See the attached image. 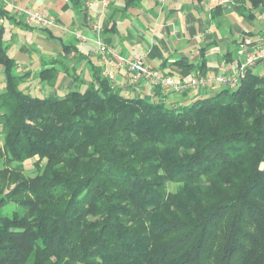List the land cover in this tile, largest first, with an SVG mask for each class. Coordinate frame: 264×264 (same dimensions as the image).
Segmentation results:
<instances>
[{"label": "trees", "instance_id": "obj_1", "mask_svg": "<svg viewBox=\"0 0 264 264\" xmlns=\"http://www.w3.org/2000/svg\"><path fill=\"white\" fill-rule=\"evenodd\" d=\"M0 66V157L37 158L39 171L19 177L26 216L0 213V264H261L263 76L249 71L235 90L173 108L159 93L122 95L101 69L83 92L32 96L1 45ZM205 66L201 51L202 75ZM56 76L37 77L53 85Z\"/></svg>", "mask_w": 264, "mask_h": 264}, {"label": "crops", "instance_id": "obj_2", "mask_svg": "<svg viewBox=\"0 0 264 264\" xmlns=\"http://www.w3.org/2000/svg\"><path fill=\"white\" fill-rule=\"evenodd\" d=\"M231 1L218 6L210 0H110L108 8L102 11L98 4L85 9L84 0L80 6H74L70 0H0V45L16 63V72L26 76L20 88L32 96L62 97L75 87L85 89L97 77L101 65L92 43L76 41L57 28L27 26L11 12L13 5L38 9L56 17L61 25L88 36H92L90 24L95 21L102 38L116 52L130 59L143 57L162 73L181 75L184 80L202 75L197 64L203 51V75L215 76L227 73L232 65L243 60L239 53L242 38L257 41L264 33V2L250 10L248 4ZM179 61L192 64L194 69H181ZM49 68L57 70L53 85L37 77ZM249 71L264 77L262 64ZM110 82L126 97L150 101L158 97L159 92L153 95L148 85H127L121 73ZM3 91L0 66V93ZM217 91L197 89L180 95L159 93V97L166 105L177 108Z\"/></svg>", "mask_w": 264, "mask_h": 264}, {"label": "built area", "instance_id": "obj_3", "mask_svg": "<svg viewBox=\"0 0 264 264\" xmlns=\"http://www.w3.org/2000/svg\"><path fill=\"white\" fill-rule=\"evenodd\" d=\"M210 1L218 6L230 2V0ZM261 1L264 2V0ZM109 3L110 0H84V8L89 10L95 4H98L102 11H105ZM11 12L20 17L27 26L37 25L41 28H57L72 35L76 41L92 43L96 47L99 57L101 77L114 81L116 75L121 73L127 85H148L153 95L157 92L162 95L189 94L197 89H209L212 91L220 89L235 90L251 68L257 64L264 66V33L257 41H254L250 37L242 38L239 53L243 56V60L239 64L232 65L227 73L215 76L196 74L184 80L182 77H179L181 75L162 73L143 57L130 59L116 52L102 38L101 28L95 21L90 24L92 36H88L69 26L61 25L56 17L46 15L38 9L13 5Z\"/></svg>", "mask_w": 264, "mask_h": 264}, {"label": "rangeland", "instance_id": "obj_4", "mask_svg": "<svg viewBox=\"0 0 264 264\" xmlns=\"http://www.w3.org/2000/svg\"><path fill=\"white\" fill-rule=\"evenodd\" d=\"M27 7V6H25ZM71 90H77L80 92H83L85 89L84 87H75ZM3 144V133L0 128V148ZM37 158L29 159L24 161L21 166H18L17 163L11 162L4 159L3 157H0V194H2L4 197H8L6 205L1 208L0 213L2 214H9L14 210L15 214L18 216L23 214V217L26 216L27 211L25 210V207L28 206V199L29 196L26 192L22 191L17 187L18 182L20 181L21 175L22 177H33L38 174L39 171L36 170V167L34 165V161H36ZM47 163V159H44L40 163V167H44ZM14 170L16 172H19L18 178L17 177H11L10 174L7 171ZM177 185L173 183H167V189L171 192L175 191ZM8 209V210H6ZM3 245V244H1ZM50 261H52L50 259ZM1 263V262H0ZM27 264H37L36 261H34V258H30L27 261ZM261 264H264V257L262 258Z\"/></svg>", "mask_w": 264, "mask_h": 264}]
</instances>
